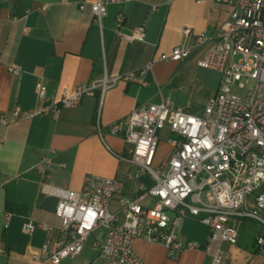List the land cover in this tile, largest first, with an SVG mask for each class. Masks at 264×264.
Wrapping results in <instances>:
<instances>
[{
  "label": "crops",
  "instance_id": "1",
  "mask_svg": "<svg viewBox=\"0 0 264 264\" xmlns=\"http://www.w3.org/2000/svg\"><path fill=\"white\" fill-rule=\"evenodd\" d=\"M96 1L0 0V116L7 119L15 109L42 106L36 95L39 84L45 87L46 98L55 102L62 90L72 92L103 75L120 77L154 62L143 87L120 81L102 97L97 91L82 98L77 108L63 110L58 120L39 115L0 129V264H31L45 243H61V221L55 216L58 198L44 188L80 192L84 178L95 175L117 178L124 184L122 196H135L134 168L120 160L126 157L127 146L121 136L108 132L111 124L161 99L200 117L218 91L219 74L197 67L196 54L181 62H157V58L183 43L184 28L195 35L215 32L228 20L229 6L216 0L200 4L172 0L169 5L167 0H128L108 4L98 22L89 10ZM118 15L123 17L120 25ZM137 27L144 28L143 42L121 39ZM198 108H202L199 115L191 113ZM171 153L172 148L160 140L155 166L166 162ZM42 160L48 162L45 174L39 171ZM118 199L114 198L111 211ZM249 220L240 227L237 244L222 246L224 264H264V252L254 246L255 237L263 232ZM28 221L51 230L37 228L24 234L22 226ZM104 236L105 229L99 228L77 257L60 264H106L95 246ZM208 236V228L186 218L179 226V240L196 243L200 249L168 258L162 245L135 241L133 248L145 264H210L204 250Z\"/></svg>",
  "mask_w": 264,
  "mask_h": 264
},
{
  "label": "built area",
  "instance_id": "2",
  "mask_svg": "<svg viewBox=\"0 0 264 264\" xmlns=\"http://www.w3.org/2000/svg\"><path fill=\"white\" fill-rule=\"evenodd\" d=\"M127 1L98 0L89 10L100 22L108 4ZM171 1L167 0V5ZM216 1L231 8L227 21L213 33L195 35L184 28L183 43L157 58V62H181L196 54L197 67L221 76L220 87L202 117L161 99L158 104L134 109L125 121L111 124L108 132L121 136L127 146V155L120 160L134 168L135 196H122L124 184L117 178L95 175L84 178L80 192L44 188L58 198L55 216L61 221L62 241L55 246L45 243L31 264H60L77 257L99 228L105 229V236L95 246L106 264H145L133 248L135 241L162 245L168 258H176L184 250L201 248L179 240V226L186 218L208 228L204 250L210 264H224L222 246L237 244L240 227L247 219L263 229L254 246L264 252V0ZM122 21L118 15L116 23ZM121 39L141 43L144 28L137 27ZM153 64L120 77L103 75L72 92L62 90L55 102L46 98L45 87L39 84L36 95L42 106L29 111L15 109L10 119L0 116V129L39 115L58 120L63 110L77 108L82 98L93 97L97 91L102 97L120 81L143 87ZM8 71L19 75L17 69ZM165 126L172 153L165 166L155 168L159 133ZM47 167V160H42L40 173L45 174ZM115 197L119 199L111 211ZM37 228L51 230L48 225L28 221L22 232L32 234Z\"/></svg>",
  "mask_w": 264,
  "mask_h": 264
},
{
  "label": "rangeland",
  "instance_id": "3",
  "mask_svg": "<svg viewBox=\"0 0 264 264\" xmlns=\"http://www.w3.org/2000/svg\"><path fill=\"white\" fill-rule=\"evenodd\" d=\"M220 83H221V76L219 75V85H218V89H219V87H220ZM201 109L202 108H198V109H195V110H192V112L191 113H195V111H197V112H199L198 113V115L200 114V111H201ZM202 115H203V113H201L199 116L200 117H202ZM167 126H165V128H164V130H162L160 133H159V138H160V140L162 141H166V139L169 137V134H167L168 133V131H167ZM156 164H155V162H154V166L153 167H155V168H157V166H155ZM161 165V164H160ZM162 166H165V162L163 163V165ZM247 222H249L250 224H253L252 226L255 228V229H260V232H263V229L261 228V227H259L256 223L254 224V222L253 221H251V220H249V221H247ZM244 241L242 240L241 241V243H243ZM246 243V242H245Z\"/></svg>",
  "mask_w": 264,
  "mask_h": 264
}]
</instances>
